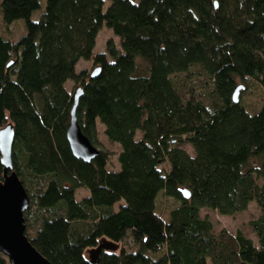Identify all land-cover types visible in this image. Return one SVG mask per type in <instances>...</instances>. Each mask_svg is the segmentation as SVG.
Here are the masks:
<instances>
[{"label": "trees", "instance_id": "16d2710c", "mask_svg": "<svg viewBox=\"0 0 264 264\" xmlns=\"http://www.w3.org/2000/svg\"><path fill=\"white\" fill-rule=\"evenodd\" d=\"M0 20L24 23L18 40L0 34V129L13 126L25 234L43 257L89 264L104 241L98 264H264V101L250 113L232 98L253 82L264 94V0H0ZM103 26L118 44L94 53ZM80 60L97 76L76 72ZM79 88L77 122L98 149L89 163L66 139ZM159 196L177 203L164 217ZM251 203L255 242L200 216Z\"/></svg>", "mask_w": 264, "mask_h": 264}, {"label": "water", "instance_id": "95a60500", "mask_svg": "<svg viewBox=\"0 0 264 264\" xmlns=\"http://www.w3.org/2000/svg\"><path fill=\"white\" fill-rule=\"evenodd\" d=\"M98 73L99 68H95L90 77L93 78ZM242 89V85L235 88L232 95L235 103L239 102V93ZM81 93L79 88L74 94L66 139L72 155L89 163L97 156L98 149L82 134L77 122L76 108ZM13 140V126L7 124L0 129V163L3 167V177L0 181V254L7 259L8 264H51L32 246L25 234L24 213L28 209L29 198L13 168ZM181 193L184 198H189L187 190L183 189ZM101 248H113V245L103 241L96 249L89 250V264H98Z\"/></svg>", "mask_w": 264, "mask_h": 264}, {"label": "rangeland", "instance_id": "374dc122", "mask_svg": "<svg viewBox=\"0 0 264 264\" xmlns=\"http://www.w3.org/2000/svg\"><path fill=\"white\" fill-rule=\"evenodd\" d=\"M42 5L44 3V0H40ZM106 5H108V1L106 2ZM24 33V23L23 21H16L9 25L8 27H5L0 20V34L3 37L10 38L11 40L15 41L18 40L22 34ZM112 39L115 44H118L117 38L112 34V32L107 29L105 26H103L97 37H96V43L94 47V53H105V43ZM81 69H86L87 71H90L92 65L91 62L80 60L76 66L75 71L78 72ZM66 88H70L71 82H66ZM239 98L242 103V105L250 112L254 113L259 110L261 104L264 101V94L263 91L255 85V83L250 84L249 89H242L239 93ZM97 133H98V144L99 147L107 152H109V161H108V170H119V165L117 164V155L120 151L119 145L110 143L107 138L104 135V126L97 121L96 124ZM139 132L136 133V138L138 139ZM183 148H185L188 152H191V149L189 146L185 145ZM162 167H166L165 165H162ZM89 196V192L85 188L78 189L75 192V199L77 201L82 200L83 198ZM122 204V202L120 203ZM177 203L174 202L171 199H168L163 196H159L157 198V212L162 215L163 217L166 216L167 212L170 208L174 207ZM119 204H116L114 206L115 209H118ZM259 214V210L257 206L254 203H251L247 210L237 213L233 216H224L220 215L216 211L209 210V209H201L200 210V216L206 217L210 220L214 227V231L217 233L220 230H226L230 233H235L236 231H240L245 236L251 238L256 241V236L252 229L249 227L248 223L253 218H256Z\"/></svg>", "mask_w": 264, "mask_h": 264}]
</instances>
